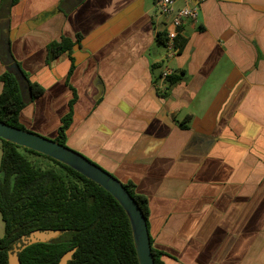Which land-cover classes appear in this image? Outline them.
Segmentation results:
<instances>
[{
  "label": "crops",
  "instance_id": "1",
  "mask_svg": "<svg viewBox=\"0 0 264 264\" xmlns=\"http://www.w3.org/2000/svg\"><path fill=\"white\" fill-rule=\"evenodd\" d=\"M60 2L0 15V43L43 88L20 124L54 138L74 91L66 145L146 197L163 264H264V0H204L170 58L154 0Z\"/></svg>",
  "mask_w": 264,
  "mask_h": 264
},
{
  "label": "trees",
  "instance_id": "2",
  "mask_svg": "<svg viewBox=\"0 0 264 264\" xmlns=\"http://www.w3.org/2000/svg\"><path fill=\"white\" fill-rule=\"evenodd\" d=\"M17 1L1 0L0 15L6 10L5 6L10 7ZM60 4H63V0ZM164 34L157 33L158 45H164ZM184 42L181 36L176 37L177 52L183 48ZM72 45V41L65 37L50 42L46 60L69 51ZM8 46L4 48L0 43V56L5 65L0 75L3 83L0 121L25 129L19 122V114L29 101L43 92V88L28 79ZM180 79L179 75H170L166 90ZM160 95L166 97L168 92ZM74 100L73 91L69 110L62 116L56 135L52 138L63 145H66V130L72 120ZM180 126L186 128L183 123ZM0 142V214L4 222V234L0 237V264H7L9 251L22 236L33 230L45 229H57L62 233L50 242L25 247L18 253L21 264H56L72 248L75 251L68 264H138L128 217L110 193L46 155L1 138ZM25 153L42 157L51 164L46 168L35 165ZM123 185L137 202L148 225L146 197L136 193L131 183ZM151 252L154 264H163L160 258L162 253L152 247Z\"/></svg>",
  "mask_w": 264,
  "mask_h": 264
},
{
  "label": "water",
  "instance_id": "3",
  "mask_svg": "<svg viewBox=\"0 0 264 264\" xmlns=\"http://www.w3.org/2000/svg\"><path fill=\"white\" fill-rule=\"evenodd\" d=\"M0 138L67 165L110 193L128 217L138 264H154L144 214L117 177L67 145L60 144L50 137L9 125L3 121H0ZM61 233L57 229H45L33 230L28 235L22 236L20 241L16 242L12 250L9 251L7 264H21L18 253L25 247L38 242H50L58 238ZM74 251L75 248L66 251L56 264H68Z\"/></svg>",
  "mask_w": 264,
  "mask_h": 264
},
{
  "label": "built area",
  "instance_id": "4",
  "mask_svg": "<svg viewBox=\"0 0 264 264\" xmlns=\"http://www.w3.org/2000/svg\"><path fill=\"white\" fill-rule=\"evenodd\" d=\"M178 1L154 0L156 10L165 22L163 46L167 58L177 53L178 48L175 45L176 37L181 35L184 25L196 22L204 0H182L183 4L177 5ZM171 74V70L167 67L161 72L164 78H167Z\"/></svg>",
  "mask_w": 264,
  "mask_h": 264
},
{
  "label": "rangeland",
  "instance_id": "5",
  "mask_svg": "<svg viewBox=\"0 0 264 264\" xmlns=\"http://www.w3.org/2000/svg\"><path fill=\"white\" fill-rule=\"evenodd\" d=\"M26 157L31 160L35 165L41 166L43 168L49 167L50 166V162L47 161L46 159L30 154V153H25Z\"/></svg>",
  "mask_w": 264,
  "mask_h": 264
}]
</instances>
